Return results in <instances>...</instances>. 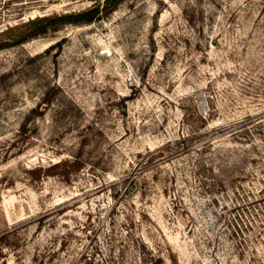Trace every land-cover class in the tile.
I'll return each instance as SVG.
<instances>
[{"label": "rangeland", "instance_id": "obj_1", "mask_svg": "<svg viewBox=\"0 0 264 264\" xmlns=\"http://www.w3.org/2000/svg\"><path fill=\"white\" fill-rule=\"evenodd\" d=\"M97 6L0 0V264H264V0H121L17 42Z\"/></svg>", "mask_w": 264, "mask_h": 264}, {"label": "trees", "instance_id": "obj_2", "mask_svg": "<svg viewBox=\"0 0 264 264\" xmlns=\"http://www.w3.org/2000/svg\"><path fill=\"white\" fill-rule=\"evenodd\" d=\"M120 1L121 0H106V6L102 8L101 6H97L80 14L42 18L35 22L34 27L28 32H25L22 37L17 40V42H20L28 37H33L39 34L46 33L49 30H58L60 27L67 23L75 25L90 24L95 20L101 18L104 13H109L111 7L116 6ZM6 45L8 44L0 45V48L5 47ZM74 158L75 160H61L53 165H50L47 169L40 168L39 170L48 173V175H55L59 172H53L54 170L62 169L61 174L65 176L67 180H69L71 179V176L75 173V171L78 169V166L80 164L79 158L77 156H75ZM37 171L38 170H36V172Z\"/></svg>", "mask_w": 264, "mask_h": 264}]
</instances>
